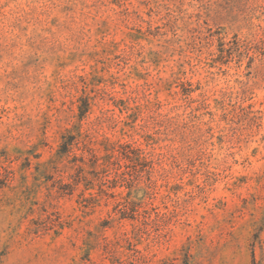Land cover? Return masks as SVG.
Wrapping results in <instances>:
<instances>
[{"label":"rangeland","instance_id":"obj_1","mask_svg":"<svg viewBox=\"0 0 264 264\" xmlns=\"http://www.w3.org/2000/svg\"><path fill=\"white\" fill-rule=\"evenodd\" d=\"M0 264H264V0H0Z\"/></svg>","mask_w":264,"mask_h":264},{"label":"trees","instance_id":"obj_2","mask_svg":"<svg viewBox=\"0 0 264 264\" xmlns=\"http://www.w3.org/2000/svg\"><path fill=\"white\" fill-rule=\"evenodd\" d=\"M86 106H88V103H86ZM86 108H87L86 110H88V107ZM145 155L146 154H144V151L142 149L135 148L132 147L131 145L126 144L120 146V148L117 150L111 149L110 154L106 155L108 159L105 162L109 163L111 162L110 158H113L114 160H118V159L123 160L124 165H127L128 163L131 164L138 160H145L146 159ZM111 163H113V161Z\"/></svg>","mask_w":264,"mask_h":264}]
</instances>
